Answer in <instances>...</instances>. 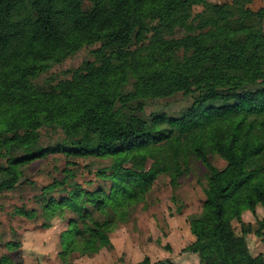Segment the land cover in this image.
Listing matches in <instances>:
<instances>
[{"label": "trees", "instance_id": "trees-1", "mask_svg": "<svg viewBox=\"0 0 264 264\" xmlns=\"http://www.w3.org/2000/svg\"><path fill=\"white\" fill-rule=\"evenodd\" d=\"M89 1L0 0V196L36 160H91L97 182H79L65 166L63 179L35 196L40 209L14 212L40 214L45 227L69 215L59 257L74 264L114 250L111 234L134 218L157 179L158 169L126 168L132 157L165 163L173 183L198 160L208 171L206 198L190 216L195 240L184 249L200 264H264L248 241L262 235L264 219L258 228L243 220L264 205V6L235 15L225 1L193 17L201 0ZM23 6L29 14L13 23ZM94 44V59L36 81ZM179 93L192 101L178 115L146 114L148 100ZM214 145L222 169L211 160ZM5 236L0 264H23L21 244Z\"/></svg>", "mask_w": 264, "mask_h": 264}, {"label": "rangeland", "instance_id": "rangeland-1", "mask_svg": "<svg viewBox=\"0 0 264 264\" xmlns=\"http://www.w3.org/2000/svg\"><path fill=\"white\" fill-rule=\"evenodd\" d=\"M229 2L235 15L248 8L258 9L264 6V0H201L193 7V17L209 7L215 8L217 3ZM83 8L90 6L89 0H84ZM29 14L27 6L16 9L13 13V23ZM100 44L83 47L76 54L62 63L56 64L48 73L36 81L42 83L51 75H63V72L80 66L85 60L94 59L92 50ZM192 101V97L179 93L172 97L150 99L147 101L146 114L167 113L178 115ZM262 118H252L256 125ZM212 162L219 168L227 163L218 154L214 145L211 154ZM77 165H67L62 155L34 161L25 171V176L15 190L5 192L0 196V233L7 239H14L21 244L18 256L25 264H63L58 253L62 249L60 234L68 228L65 218L55 217L51 227H45V219L39 215L34 219L14 215L16 207L25 206L27 209L39 208L35 196L41 190L63 179L65 166L73 169L79 182H97L96 174L89 173L87 163L91 160L79 159ZM97 168L98 165H94ZM126 168L147 171L158 169L157 176L146 199L134 211V218L127 224L120 225L112 233L114 250L102 249L93 256H82L74 264H135L149 257L153 263L168 260L173 264H198V254L186 251L184 248L191 244L194 235L190 228V216L202 211L206 198L204 188L207 186V168L198 160H191L190 170L173 183L167 165L160 161L149 159L145 162L132 157L125 165ZM40 213V212H39ZM264 219V205L253 214H244L243 220L259 227L258 220ZM237 232L241 233V222L235 220ZM250 249L254 255H264V232L262 235H248ZM1 252H7L1 246Z\"/></svg>", "mask_w": 264, "mask_h": 264}, {"label": "crops", "instance_id": "crops-1", "mask_svg": "<svg viewBox=\"0 0 264 264\" xmlns=\"http://www.w3.org/2000/svg\"><path fill=\"white\" fill-rule=\"evenodd\" d=\"M260 206H261V204H259L258 206H257V209H256V212H258V210H260ZM263 206V205H262ZM249 212H251L250 210H246L245 212H244V214H247V213H249ZM244 214H243V217H244ZM246 222V221H245ZM247 223H251V222H247ZM114 233V232H113ZM61 235V234H60ZM111 240H112V234H111ZM194 240H195V238H194ZM193 240V241H194ZM112 242H113V240H112ZM113 244H114V242H113ZM114 248H115V245H114ZM2 248L0 247V250H1ZM20 249H21V246H20V248L15 252V254H17L19 251H20ZM104 249V248H103ZM61 251V250H60ZM59 251V252H60ZM8 252V251H7ZM0 253H2L1 251H0ZM58 256H59V253H58ZM19 257V256H18ZM199 257V256H198ZM20 258V257H19ZM21 260H22V262H23V264H25L24 263V259H22V258H20ZM59 259H60V257H59ZM77 260V259H76ZM75 260V261H76ZM139 262V261H138ZM198 264H200V261H199V259H198Z\"/></svg>", "mask_w": 264, "mask_h": 264}, {"label": "water", "instance_id": "water-1", "mask_svg": "<svg viewBox=\"0 0 264 264\" xmlns=\"http://www.w3.org/2000/svg\"><path fill=\"white\" fill-rule=\"evenodd\" d=\"M158 264H173L172 262L168 261V260H164Z\"/></svg>", "mask_w": 264, "mask_h": 264}]
</instances>
